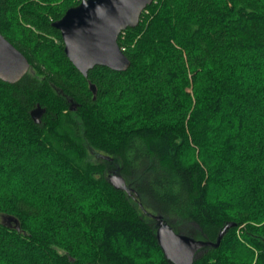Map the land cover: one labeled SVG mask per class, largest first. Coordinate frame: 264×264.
<instances>
[{"label": "trees", "instance_id": "1", "mask_svg": "<svg viewBox=\"0 0 264 264\" xmlns=\"http://www.w3.org/2000/svg\"><path fill=\"white\" fill-rule=\"evenodd\" d=\"M80 1L0 0L31 63L0 79V264H172L146 208L207 248L194 264H264V0H154L128 69L87 76L53 25Z\"/></svg>", "mask_w": 264, "mask_h": 264}, {"label": "water", "instance_id": "2", "mask_svg": "<svg viewBox=\"0 0 264 264\" xmlns=\"http://www.w3.org/2000/svg\"><path fill=\"white\" fill-rule=\"evenodd\" d=\"M154 0H81L70 7L53 25L60 30L65 53L85 76L97 65L116 71L128 69L131 60L121 49L118 39L122 31L139 24L142 12ZM31 63L0 31V79L15 83L29 70ZM94 94L96 86L91 85ZM46 109L41 105L32 111V117L40 122ZM117 188L126 186L122 174L109 175ZM158 217V216H157ZM16 227L19 220L13 218ZM158 240L172 264H194L198 244L191 236L174 231L160 223Z\"/></svg>", "mask_w": 264, "mask_h": 264}, {"label": "rangeland", "instance_id": "3", "mask_svg": "<svg viewBox=\"0 0 264 264\" xmlns=\"http://www.w3.org/2000/svg\"><path fill=\"white\" fill-rule=\"evenodd\" d=\"M71 102H73L72 100H71ZM105 163L107 164V172H108V174L110 175V174H112V173H119V174H121L120 172H119V170H118V167H117V163L116 162H114V161H112V160H105ZM123 175V174H122ZM124 177H125V175H123ZM126 178V177H125ZM127 183V182H126ZM149 212H152V213H149L148 211H145L148 215H151L150 217L152 218V221L154 222V224H155V226H159L160 225V223H162L163 222V219L165 218V216L163 215V213H158V212H155V211H153L152 209H149V208H146ZM156 214V216H158L159 218H155L154 216H152V215H155ZM195 223H192V222H189V221H185V222H183V223H180V225L183 227L182 229H185V230H191V231H193L195 228H196V226L194 225ZM183 232V231H182ZM184 234H185V232H183ZM207 251V248H202V249H200V250H196L195 252V257H197V256H200V255H202V254H204L205 252Z\"/></svg>", "mask_w": 264, "mask_h": 264}]
</instances>
